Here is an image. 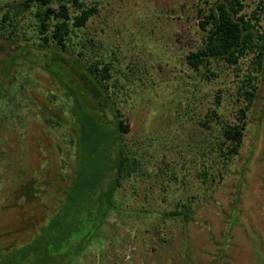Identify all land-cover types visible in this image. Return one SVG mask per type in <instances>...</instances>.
Instances as JSON below:
<instances>
[{"label": "rangeland", "instance_id": "obj_1", "mask_svg": "<svg viewBox=\"0 0 264 264\" xmlns=\"http://www.w3.org/2000/svg\"><path fill=\"white\" fill-rule=\"evenodd\" d=\"M82 1L96 12L69 49L111 67L105 81L129 125L123 140L141 165L116 191L114 208L105 201L97 209L88 196L73 202L67 222L75 234L88 221L89 234L97 235L72 264H214L216 259L264 264V69L255 76L244 58L239 69L214 65L218 74L208 80L188 64L189 52L202 42L193 10L200 0ZM242 1L264 32V0ZM68 5L74 11L71 0ZM11 50L0 38V67ZM29 67L14 83H5L9 89L0 107V252L28 240L36 225L60 207L79 157L78 129L64 89L49 73ZM249 71L256 101L247 110L239 86ZM1 78L0 68V83ZM188 96L194 112L184 109ZM210 107L230 123L240 122V110L246 108L237 155L221 152V124L201 123ZM114 154L84 153L82 175H103ZM68 155L71 162L62 170ZM27 182L41 183L32 200L24 196ZM182 203L190 206L189 221L172 215ZM104 210L107 216L97 230L98 211ZM183 248L192 257H177Z\"/></svg>", "mask_w": 264, "mask_h": 264}, {"label": "trees", "instance_id": "obj_2", "mask_svg": "<svg viewBox=\"0 0 264 264\" xmlns=\"http://www.w3.org/2000/svg\"><path fill=\"white\" fill-rule=\"evenodd\" d=\"M71 2L74 7L72 12L69 10L68 0H0V38L12 45L10 55L4 58V64L0 67V107L9 89L5 83H14L19 79V75L24 74L23 67L30 64V69L38 68L49 73L64 89L67 99L64 103L73 114L78 129L75 146L76 156H79L73 182L68 189H63L65 200L59 210L46 216L48 219L45 221L39 222L28 240L0 252V260L5 261L4 264H72L97 235L94 232L89 234L92 227L88 221L75 234L74 226L67 222L73 202L88 196L87 200L90 203L92 201L97 209L105 201L109 209L114 208L116 191L122 186L123 180L141 165L138 157L132 156L131 149L123 140V133L129 125L122 119L105 81L111 67L107 63L100 67L101 61L91 62L83 51L74 54L69 49V42L76 37L78 29L86 25L95 14L96 7L82 0ZM244 8L242 0H200L193 3L195 19L203 35L199 47L189 52L188 64L204 75L203 79L212 80V76L218 74L214 65L242 68L244 58L257 71L255 76L262 73L264 32L255 17L248 16ZM25 21L29 27L22 29ZM15 66L22 70L12 72ZM25 72L28 70L25 69ZM254 79L251 71L244 72L242 85L239 86L241 102L247 105V110L256 101V89L251 90ZM195 89L192 93L197 98L198 86ZM180 105L184 107V102ZM246 108L240 110V122L230 123L220 119L216 107H210L207 119L200 120L202 124L212 123L214 120L222 125L219 127V148L227 156H235L240 152L247 127ZM184 109L191 112L196 110L195 102L190 96ZM63 150L66 151L64 148ZM101 150L109 152L111 156L115 153L110 167L104 169L103 175L98 176V172H94L92 178H85L79 165L84 160V153L92 154ZM69 158L68 155L62 170L71 162ZM105 179L109 181L107 184ZM39 182L24 184V196L28 200L41 192ZM97 182L100 183L96 184ZM238 196L239 194L235 199ZM181 207L172 211V215L176 219L189 221L190 206L182 203ZM108 210L98 211L100 220L95 227L97 230H100ZM57 247H62L63 251L55 252ZM48 252L51 255L44 257ZM181 254L184 258L192 257L188 248L179 249L177 257ZM214 264H220L219 259Z\"/></svg>", "mask_w": 264, "mask_h": 264}]
</instances>
